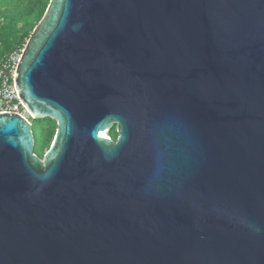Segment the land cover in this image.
I'll return each mask as SVG.
<instances>
[{"label": "water", "instance_id": "95a60500", "mask_svg": "<svg viewBox=\"0 0 264 264\" xmlns=\"http://www.w3.org/2000/svg\"><path fill=\"white\" fill-rule=\"evenodd\" d=\"M15 81L0 264H264V0H51Z\"/></svg>", "mask_w": 264, "mask_h": 264}, {"label": "trees", "instance_id": "16d2710c", "mask_svg": "<svg viewBox=\"0 0 264 264\" xmlns=\"http://www.w3.org/2000/svg\"><path fill=\"white\" fill-rule=\"evenodd\" d=\"M51 0H0V66L15 51H22L44 16ZM35 152L43 157L57 131V122L33 120ZM110 135V134H109ZM111 136V135H110Z\"/></svg>", "mask_w": 264, "mask_h": 264}, {"label": "built area", "instance_id": "2783aa9c", "mask_svg": "<svg viewBox=\"0 0 264 264\" xmlns=\"http://www.w3.org/2000/svg\"><path fill=\"white\" fill-rule=\"evenodd\" d=\"M22 51L11 53L0 66V112H16L31 119L29 111L20 99L15 81Z\"/></svg>", "mask_w": 264, "mask_h": 264}, {"label": "flooded vegetation", "instance_id": "af4514ba", "mask_svg": "<svg viewBox=\"0 0 264 264\" xmlns=\"http://www.w3.org/2000/svg\"><path fill=\"white\" fill-rule=\"evenodd\" d=\"M108 133L109 134H115L114 135V137H113V135H109L111 138H113V139H115V140H117V138H118V134H117V132H116V125H114V127L110 130V131H108Z\"/></svg>", "mask_w": 264, "mask_h": 264}, {"label": "rangeland", "instance_id": "374dc122", "mask_svg": "<svg viewBox=\"0 0 264 264\" xmlns=\"http://www.w3.org/2000/svg\"><path fill=\"white\" fill-rule=\"evenodd\" d=\"M36 120H39V122H44L45 121V119H36ZM110 135H113V137H114L115 134H110ZM54 140H55V137L53 138L51 144L45 149V152H47V150L52 146Z\"/></svg>", "mask_w": 264, "mask_h": 264}, {"label": "bare ground", "instance_id": "6f19581e", "mask_svg": "<svg viewBox=\"0 0 264 264\" xmlns=\"http://www.w3.org/2000/svg\"><path fill=\"white\" fill-rule=\"evenodd\" d=\"M104 134H107L108 135L109 133L105 132Z\"/></svg>", "mask_w": 264, "mask_h": 264}]
</instances>
